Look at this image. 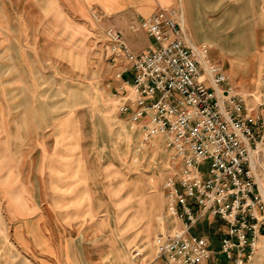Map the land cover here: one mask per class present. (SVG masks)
I'll return each mask as SVG.
<instances>
[{
    "label": "rangeland",
    "instance_id": "rangeland-1",
    "mask_svg": "<svg viewBox=\"0 0 264 264\" xmlns=\"http://www.w3.org/2000/svg\"><path fill=\"white\" fill-rule=\"evenodd\" d=\"M249 5L248 15L226 13L236 32L220 34L226 50L210 55L239 76L229 77L231 86L256 115L264 114V0H255L254 11ZM104 27L70 14L61 0H0V264H52L18 241L21 219L57 264H72V256L83 264H116L102 255L112 253L115 241V259L135 264V249L154 257L156 234L170 227L164 184L180 162L162 136L145 143L121 110L131 92L119 77L127 62L109 60ZM209 169L210 162L201 166ZM56 191L65 200L77 191L72 201L83 208L48 210ZM39 217L58 248L29 221Z\"/></svg>",
    "mask_w": 264,
    "mask_h": 264
},
{
    "label": "built area",
    "instance_id": "built-area-1",
    "mask_svg": "<svg viewBox=\"0 0 264 264\" xmlns=\"http://www.w3.org/2000/svg\"><path fill=\"white\" fill-rule=\"evenodd\" d=\"M140 28L154 42L141 54L116 27L105 31L109 60L127 62L119 77L131 92L121 110L145 143L162 136L180 167L164 184L170 227L156 234L154 257L137 248L133 260L207 264L214 254L210 239L193 229L212 217L227 227L220 243L226 264H252L264 224V114H254L209 49L191 43L168 11L144 19ZM129 73L133 77L125 78Z\"/></svg>",
    "mask_w": 264,
    "mask_h": 264
},
{
    "label": "crops",
    "instance_id": "crops-1",
    "mask_svg": "<svg viewBox=\"0 0 264 264\" xmlns=\"http://www.w3.org/2000/svg\"><path fill=\"white\" fill-rule=\"evenodd\" d=\"M61 1L62 3L65 4L70 14L85 19L88 22H95L96 24H101L102 27L105 26L103 32L104 35L108 27L110 26L116 27L124 34L126 41L130 45L132 50L137 54L146 52L154 45L153 39L149 37L146 31L140 28L141 21L158 13L161 10L168 11V13L176 21H179L183 26L189 41L199 49H201L203 46H206L209 49V55H210V52L212 50H216L217 54L219 52L224 53V50H226V46H224L223 43H221L220 41V34L236 32L233 29H228L229 24L226 17V13L230 9L234 11H242V13L246 12V10L250 8L249 5L250 3H251V10L254 11L255 9V0H61ZM243 15H248V14L243 13ZM223 26H225V28H223ZM211 57L212 56L210 55V58ZM216 60L217 59H215V61ZM211 61L213 62L212 59ZM237 61L239 60L238 59H235V61L233 60L231 62L230 67H232L233 62H237ZM213 63L220 66V64L218 63L215 62ZM247 74L249 73L247 72ZM227 75L230 78H234V79H237L239 77L236 75L237 76L236 78L232 72H230ZM232 88L235 90L233 86ZM259 89H260V85L256 86L255 90L259 91ZM52 190L53 187H51V192H50L51 195H53L54 192V190L53 191ZM77 193H78L77 191L76 192L68 191V193L66 194L67 200H65V198L61 196L62 192L56 191L57 195H55V199L53 200L52 198L51 201H48V210L54 211L59 209L83 208L82 204L79 201H72V199H74L75 197L74 195ZM89 208H91L92 210L95 209V207L92 206H89ZM210 219L211 220L208 222L207 225H206L207 221H205V219L198 225L200 226L202 224L203 228H206L204 231H201V229L197 231V227H198L197 226L193 229V233L207 236L210 239L211 247H213V241L212 238L209 236V234L210 235L213 234L212 237H215L221 243L222 235L227 231V227L224 224V222L219 220L218 218L215 219L211 217ZM29 221L41 227L46 238L53 244V246L58 248L61 245V244L59 245L54 244L53 241L55 239L50 236L49 229L46 227V224L43 225L41 217L36 218L35 220L29 219ZM220 221L223 222V225L217 224L220 223ZM210 224L212 225L210 226ZM17 226L20 227L22 238H19L17 234L16 237L21 244H24L29 248L37 250L41 254L43 258V262L46 263L50 262L52 264H57L55 259H52L48 253H43L40 250V248L35 244V236L31 231V228L28 227V225H26V223H24L22 219L20 220ZM101 226H102L101 224H97L93 226V228L97 233H99ZM131 226H133V221H130L128 224V227ZM195 231L199 233H196ZM261 231L262 234L258 240V251L253 259L252 264H264V224L262 226ZM146 239L147 240L149 239L148 236H146ZM111 248L113 249L111 254L109 251H106L105 253L101 252L102 255L104 257L112 256V259L114 260L113 263L120 264L119 260H116L117 258L114 255L115 254L114 249H116V241L115 243H112ZM213 251L214 254L207 264H218L217 258L214 259L213 257H216L219 254L224 255L220 253V250L216 251L213 249ZM226 261H224V264H226ZM71 263L83 264L81 260H79L74 256L71 257ZM122 263H124V261ZM95 264H105V263L96 262Z\"/></svg>",
    "mask_w": 264,
    "mask_h": 264
},
{
    "label": "bare ground",
    "instance_id": "bare-ground-1",
    "mask_svg": "<svg viewBox=\"0 0 264 264\" xmlns=\"http://www.w3.org/2000/svg\"><path fill=\"white\" fill-rule=\"evenodd\" d=\"M246 95L249 96V97H250V96H251V97L254 96V94H250V93H248V94L246 93Z\"/></svg>",
    "mask_w": 264,
    "mask_h": 264
}]
</instances>
